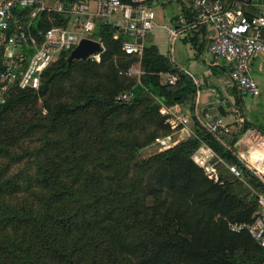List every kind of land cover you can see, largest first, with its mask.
Listing matches in <instances>:
<instances>
[{
	"label": "trees",
	"instance_id": "16d2710c",
	"mask_svg": "<svg viewBox=\"0 0 264 264\" xmlns=\"http://www.w3.org/2000/svg\"><path fill=\"white\" fill-rule=\"evenodd\" d=\"M81 1L60 0L66 8ZM64 15L30 19L26 10L22 20L39 45L51 27L68 26ZM93 22L87 38L102 44L99 62H68L73 49L63 51L37 91L14 86L0 104V264H264V247L229 229L251 223L264 195L231 148L247 131L264 136V127L245 123L225 146L199 127L191 104L193 135L141 158L174 132L161 108L192 101L194 82L149 39L141 56L128 55L120 27ZM136 63L139 80L127 76ZM171 75L175 84L162 82ZM125 93L130 102L116 100ZM203 144L242 178H209L192 160Z\"/></svg>",
	"mask_w": 264,
	"mask_h": 264
},
{
	"label": "built area",
	"instance_id": "2783aa9c",
	"mask_svg": "<svg viewBox=\"0 0 264 264\" xmlns=\"http://www.w3.org/2000/svg\"><path fill=\"white\" fill-rule=\"evenodd\" d=\"M45 1L0 0V50L3 51L0 104L14 86L22 90L37 91L44 71L61 52L74 49L81 39L87 38L94 29L95 18L113 22L117 14L120 15L121 21L119 27L129 39L122 48L128 55L141 56L142 44L137 41L142 40L143 43V39L157 29L166 30L171 45L186 31L199 28L211 30L212 35L207 47L209 54L227 65L229 77L241 95L253 98L260 94L258 85L251 76L250 64L257 56H264V8L261 12L260 7L250 0H190L194 21L188 24L181 17L178 27L158 25L155 22L151 0H129L128 3L121 0H86L75 2L69 8L59 1L55 11L70 16L71 23L67 27H51L44 34L42 43L38 45L30 34V23L25 24L22 20V12L29 10V18L34 19L38 13L51 10L47 9ZM91 5L95 6L94 10ZM30 49H33V52L27 58L26 50ZM90 58L98 59L99 54ZM138 72L140 71L130 68L127 74ZM176 81L177 77L171 75L166 77L165 83L173 85ZM133 97V93H125L116 100L128 103ZM233 111L238 115L237 109ZM160 113L164 116L169 114L163 108ZM193 114L199 127L225 145L223 136L231 135L232 130L222 118H204L197 108ZM237 118L240 124L241 119ZM213 156L218 158V163L223 162L212 149L203 144L193 154L192 160L203 170L214 172V168L209 164ZM241 162L264 183L263 174L247 162ZM226 168L233 175L239 176L234 165H227ZM217 179L215 176L214 180ZM257 204L258 211L254 213L251 223L230 224L229 229L234 233L247 231L260 247H264V195H258Z\"/></svg>",
	"mask_w": 264,
	"mask_h": 264
},
{
	"label": "crops",
	"instance_id": "0c3cea01",
	"mask_svg": "<svg viewBox=\"0 0 264 264\" xmlns=\"http://www.w3.org/2000/svg\"><path fill=\"white\" fill-rule=\"evenodd\" d=\"M151 2L154 5V0H151ZM165 2H158V4L156 3L155 6L162 9L165 6ZM172 8L175 10V12H173L169 17V25H160L157 23L158 25L162 27H178L179 19L181 17L185 19L183 8L190 9V0H173ZM47 9H50L49 6H47ZM91 9H93V5H91ZM113 22L118 27L121 26L120 15H115L113 18ZM157 30L149 34V40L158 47L160 54L168 56L179 70L183 71L192 78L196 89V93L192 101L191 99H188L184 104L174 105L172 107H162L169 113L165 116L167 117V121H170L169 124L174 130L172 136H177V138H175L172 142L171 146L187 139L194 133L193 119L190 112L191 104L193 105V110L195 111V109L197 108L200 115L204 118L220 117L224 119V117L230 115L233 118L230 122H225L224 120L223 121L230 126L232 134H235L234 130L236 128H240L242 126L244 127L245 123L248 120V110L244 107V103L242 100L243 95H241V93L231 81L227 65L224 62L213 58L208 52L207 47L212 35V31L205 28L200 29L202 30L201 33H199L200 30L196 29V31H186L173 42V44H176L177 41H180L178 53H175L174 51L173 54L171 52V54L169 55V45L170 47L173 46L170 44L169 35L167 34L165 29ZM195 35L196 38L195 40H193ZM201 44L203 45L202 48L200 46ZM263 64L264 56L259 55L254 58L250 64V73L251 68L253 67L261 75L264 71L262 69ZM251 76L254 78L252 73ZM254 80L258 85L257 79L254 78ZM234 95L239 97V102L237 104H235ZM209 105L213 106L208 108ZM217 106H223L224 112L229 114H227L226 116L218 114L216 110ZM240 107H242V109ZM207 108L208 110L205 111V109ZM236 109L237 112L239 111V109L243 110V112H241L242 116L237 115L236 111H233ZM237 117L241 119L240 124L237 122ZM184 120L186 121V123H181V121ZM254 133L259 134L257 131H247L244 134V138L240 139L232 148L235 150V147L239 143H241L245 138ZM232 134L227 136L231 137ZM223 142L225 146L228 144V142L224 140V136ZM234 155H236V153ZM238 155L240 156V154Z\"/></svg>",
	"mask_w": 264,
	"mask_h": 264
},
{
	"label": "rangeland",
	"instance_id": "374dc122",
	"mask_svg": "<svg viewBox=\"0 0 264 264\" xmlns=\"http://www.w3.org/2000/svg\"><path fill=\"white\" fill-rule=\"evenodd\" d=\"M60 0H46L45 1V5L49 6V8L51 9L50 11H55V9H57V5L59 3ZM165 2V6L164 8H158L156 5V3L158 4V2ZM172 1L173 0H154V5H153V10L154 13L156 15L155 18V22L160 24V25H169L168 21H169V17L172 15L173 12H175V10L172 8ZM258 6L260 7V11H263V7H264V0H260L258 3ZM95 6L93 5V10H94ZM65 17H68L70 19L71 23V17L68 16L67 14L64 15ZM159 31V30H157ZM149 39V34L143 39V41H147ZM179 44L180 41H177L176 44H172L173 46L170 47L169 45V49H168V53L169 55L173 54V52L175 51V53H178V48H179ZM133 56H138L136 54H131ZM91 60H95L96 62H99V58H90ZM131 68H135L137 69L138 73H133L131 75H128V77L130 78H135L136 80H139V76L142 74L141 69H140V64L136 63L134 64ZM262 69L264 70V64L262 65ZM251 73L253 74L254 78L257 79L258 81V87H259V91L260 94L257 97H248V96H242V100L244 103V107L248 110V120L246 123L249 124H258L264 127V71L263 73L260 75L253 67L251 68ZM166 77L167 76H163L162 77V82L165 83L166 81ZM242 109V107H240ZM239 109L238 111V115L242 116L241 112H243V110ZM233 118L228 115L226 117H224V121L225 122H230ZM170 125V124H169ZM242 125V124H241ZM171 127V125H170ZM243 127V126H242ZM242 127L240 128H236L234 130V133H238L241 131ZM178 129V128H177ZM235 134H232L231 137H233ZM230 136H224V140L226 142H229L231 140ZM177 138V136H172V134L165 138V139H161V140H157L153 145L143 149L142 151H140L139 155L141 158H146L158 151L164 150L166 148H168L169 146H171L172 142L174 141V139ZM244 138V134L240 137V139ZM180 140V139H179ZM246 141H249L253 147L252 151H250L248 154L246 153H241V157L237 154L236 150H234L232 148V150L234 151V153H236L237 158L239 159V161H241L242 159H244L248 164L250 165H255V160L257 157H259L260 155L264 156V137L261 136L260 134L254 133L250 136H248L247 138H245ZM242 158V159H241ZM242 160V161H244ZM244 161V162H245ZM209 164L211 167L214 168V172H211L209 170L204 169V171L206 172V174L208 175L209 178H214L215 176L218 177V172L222 171L225 175L233 177L235 179H241V172L240 170L236 167V169L239 172V176H235L232 173H230L226 166L229 165L225 162H221L218 163V158L215 156H213V158H210L209 160ZM221 166V167H220ZM219 168V170L217 169ZM259 173L264 174V169H258ZM251 193L254 195H258L257 191L253 188H251Z\"/></svg>",
	"mask_w": 264,
	"mask_h": 264
},
{
	"label": "water",
	"instance_id": "95a60500",
	"mask_svg": "<svg viewBox=\"0 0 264 264\" xmlns=\"http://www.w3.org/2000/svg\"><path fill=\"white\" fill-rule=\"evenodd\" d=\"M139 44H142V40L137 41ZM103 51V46L100 42L92 40L90 38H83L81 39L78 44L74 47V49L70 52L68 57V62H71L73 60H81L86 61L90 59L95 54H99ZM213 105H209L208 108L212 107ZM205 109L206 110H208ZM216 110L218 114L223 115L224 109L223 106H217ZM253 147L249 141H246L245 139L239 143L235 150L238 152V154L246 153L248 154L250 151H252ZM244 160V159H243ZM254 168L258 169H264V156L260 155L255 160V165H251Z\"/></svg>",
	"mask_w": 264,
	"mask_h": 264
}]
</instances>
